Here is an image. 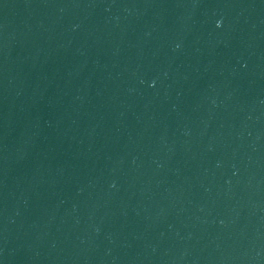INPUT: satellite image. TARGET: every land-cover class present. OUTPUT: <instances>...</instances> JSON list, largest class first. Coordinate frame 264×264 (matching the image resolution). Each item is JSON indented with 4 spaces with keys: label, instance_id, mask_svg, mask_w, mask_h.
Instances as JSON below:
<instances>
[{
    "label": "water",
    "instance_id": "water-1",
    "mask_svg": "<svg viewBox=\"0 0 264 264\" xmlns=\"http://www.w3.org/2000/svg\"><path fill=\"white\" fill-rule=\"evenodd\" d=\"M136 0H0V264H121Z\"/></svg>",
    "mask_w": 264,
    "mask_h": 264
},
{
    "label": "clouds",
    "instance_id": "clouds-1",
    "mask_svg": "<svg viewBox=\"0 0 264 264\" xmlns=\"http://www.w3.org/2000/svg\"><path fill=\"white\" fill-rule=\"evenodd\" d=\"M219 23V22H218Z\"/></svg>",
    "mask_w": 264,
    "mask_h": 264
}]
</instances>
